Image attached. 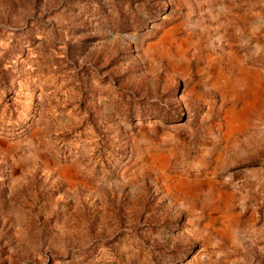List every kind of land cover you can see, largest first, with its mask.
Listing matches in <instances>:
<instances>
[{
	"label": "rangeland",
	"instance_id": "1",
	"mask_svg": "<svg viewBox=\"0 0 264 264\" xmlns=\"http://www.w3.org/2000/svg\"><path fill=\"white\" fill-rule=\"evenodd\" d=\"M263 235L264 0H0V264H264Z\"/></svg>",
	"mask_w": 264,
	"mask_h": 264
},
{
	"label": "crops",
	"instance_id": "2",
	"mask_svg": "<svg viewBox=\"0 0 264 264\" xmlns=\"http://www.w3.org/2000/svg\"><path fill=\"white\" fill-rule=\"evenodd\" d=\"M218 220H223V217L221 216V215H219V216H217L216 217ZM219 229V228H218ZM241 242L243 241V240H240ZM261 241H263V244H264V235L262 236V239H261ZM241 242H239V240H234L233 241V244H235V246H234V250H237L238 249V243H241ZM243 243V242H242ZM264 249V248H263Z\"/></svg>",
	"mask_w": 264,
	"mask_h": 264
}]
</instances>
